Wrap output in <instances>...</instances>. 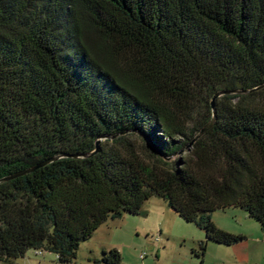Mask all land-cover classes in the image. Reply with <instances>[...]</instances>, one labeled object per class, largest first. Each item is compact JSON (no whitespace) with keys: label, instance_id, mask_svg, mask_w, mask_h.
<instances>
[{"label":"trees","instance_id":"1","mask_svg":"<svg viewBox=\"0 0 264 264\" xmlns=\"http://www.w3.org/2000/svg\"><path fill=\"white\" fill-rule=\"evenodd\" d=\"M0 179V262L72 264L152 197L201 255L244 238L215 211L264 231V0H0Z\"/></svg>","mask_w":264,"mask_h":264},{"label":"rangeland","instance_id":"2","mask_svg":"<svg viewBox=\"0 0 264 264\" xmlns=\"http://www.w3.org/2000/svg\"><path fill=\"white\" fill-rule=\"evenodd\" d=\"M143 210L144 213L146 210L150 212L146 223L143 215L126 213L103 223L87 241L80 244L72 264H89V259L101 256L102 247L106 250L116 248L121 254L122 264H201V261L202 264H222L216 257L219 245L209 242L204 255H201L199 242L206 241L204 232L193 223L181 219L165 200L152 197L144 204ZM216 212L223 214V211ZM225 214L230 218L224 215L213 218L235 231L233 233H241L246 238L234 245L247 244L253 248H257V244L264 246V243H257L259 236L264 239V232L259 223L245 211L238 208L228 209ZM261 254V263L264 264V250ZM254 256L256 257L250 264H257V250ZM0 264L67 263L58 261L54 253H39L29 249L24 256L1 261Z\"/></svg>","mask_w":264,"mask_h":264},{"label":"crops","instance_id":"3","mask_svg":"<svg viewBox=\"0 0 264 264\" xmlns=\"http://www.w3.org/2000/svg\"><path fill=\"white\" fill-rule=\"evenodd\" d=\"M228 209H236V208H228ZM223 211V214H217L218 212L215 211V213L212 215V220L216 224L217 227L224 229L229 232H235L231 228L226 227L225 225L219 223V220H215L213 216L220 217L218 215H224L226 218L230 216L225 214V211ZM146 213L143 215L144 221L146 223L147 219L150 217L149 211L146 210ZM222 213V212H221ZM221 222V221H220ZM223 222V220H222ZM100 228V227H99ZM98 228V229H99ZM97 229V230H98ZM162 230V228L160 229ZM262 230V229H261ZM263 231V230H262ZM264 232V231H263ZM238 234V233H236ZM239 235H242L239 233ZM244 237V236H243ZM263 237H258L257 238V243H264ZM243 239H246L245 237ZM209 243V242H208ZM207 243V244H208ZM218 249H217V259L219 260L220 263L222 264H250L253 259H255V250H257V264H262V250H264L263 244H257V248H253V246L247 245V244H238V245H224V244H218ZM104 247H102L103 249ZM202 264V263H201Z\"/></svg>","mask_w":264,"mask_h":264},{"label":"water","instance_id":"4","mask_svg":"<svg viewBox=\"0 0 264 264\" xmlns=\"http://www.w3.org/2000/svg\"><path fill=\"white\" fill-rule=\"evenodd\" d=\"M229 92H230V91H220V92H217V93L214 95L213 100L211 101V105H212V107L214 106V100H215L216 97H218V96H220V95H222V94H224V93H229ZM234 92H247V90H245V91H234ZM212 121H213V120H211L206 126H204V127L198 132V134L195 136L194 139H196V138L199 137L201 134H203V133L207 130V128L212 124ZM96 145H98V141H97ZM54 159H55V158H52V159H50V160H46V161L40 163V164L37 165V166L43 165V164H45V163H48L49 161L54 160ZM37 166H35V167H37ZM35 167H33V168L29 169V170H33V169H35ZM29 170H27V171H29ZM27 171H24V172H20V173L14 174V175H12V176H7V177H5V178H2V180L10 179V178H12V177H15V176H18V175H20V174H23V173H25V172H27ZM0 181H1V179H0Z\"/></svg>","mask_w":264,"mask_h":264},{"label":"built area","instance_id":"5","mask_svg":"<svg viewBox=\"0 0 264 264\" xmlns=\"http://www.w3.org/2000/svg\"><path fill=\"white\" fill-rule=\"evenodd\" d=\"M37 252L42 253V251H40V250H37Z\"/></svg>","mask_w":264,"mask_h":264}]
</instances>
